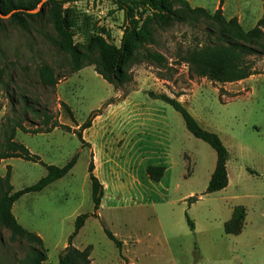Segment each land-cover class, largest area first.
<instances>
[{"label":"rangeland","instance_id":"1","mask_svg":"<svg viewBox=\"0 0 264 264\" xmlns=\"http://www.w3.org/2000/svg\"><path fill=\"white\" fill-rule=\"evenodd\" d=\"M188 1L193 8L213 14L222 0ZM223 4L226 19L237 18L245 31L263 16L261 0H223ZM65 7L76 20L75 43L86 45L90 37L102 35L120 46L125 17L112 0H77ZM2 20L0 70L5 80L13 81L11 91L17 97H28L50 115L48 124L43 116L30 113L28 121L22 116L24 126L44 131L58 122L71 130L56 128L41 134L18 130L15 141L39 156L43 164L19 158L0 161V177L6 178L10 166L16 192L38 183L47 174L45 165L63 167L77 156L65 177L41 192L24 195L13 206L19 224L43 239L48 256L45 264H59L76 218L95 213L88 172L92 153L96 177L106 190L97 216L90 217L76 244L93 247L90 258L94 264L127 260L134 264H264V56L249 57L260 74L245 82L219 85L197 77L180 60L187 49L210 43L206 28H217L215 23L201 20L167 28L153 23V41L144 46L164 55L167 63L153 64L139 50L127 67L134 80L124 92L129 95L144 86L138 70H149L154 75L153 87L144 89L172 98L188 96L187 110L203 128L218 134L228 149L230 183L222 191L207 194L216 153L187 130L180 113L152 99L145 90L125 102L128 95L123 98L95 71L96 54H89L82 64L85 67L73 72L70 58L53 44L51 25L35 23L23 30L11 24L9 17ZM44 64L59 78L54 88L41 84L39 69ZM155 77L170 84L158 83ZM196 84L203 87L193 90ZM0 105L2 141L8 119L14 116L4 92ZM100 109L101 115L84 131L83 144L78 136L80 126ZM152 166L165 168L159 182L148 175ZM3 190L11 191L5 181ZM190 198L198 200L190 204ZM237 206L247 211L243 230L239 235L226 234L225 223ZM106 230L122 242V249L108 238ZM28 250L26 240L12 241L10 231L0 227V264H20Z\"/></svg>","mask_w":264,"mask_h":264},{"label":"trees","instance_id":"2","mask_svg":"<svg viewBox=\"0 0 264 264\" xmlns=\"http://www.w3.org/2000/svg\"><path fill=\"white\" fill-rule=\"evenodd\" d=\"M0 0V13L9 16L11 24L28 30L35 23L51 25L54 31L52 38L54 46L63 54L70 58L73 72L82 70L83 61L90 54H96L94 66L95 71L105 81L111 84L117 92L126 97L128 93L123 88L133 82V76L127 69L137 57V52L143 51L144 58L157 65L167 63V58L159 52L145 48V44L153 41L151 24L155 23L160 28H167L174 23H200L201 20L213 22L216 27L207 26L206 30L210 43L187 49L180 57L190 71L199 78L208 79L219 84L238 83L248 78L260 74L249 57L264 56V0L263 16L256 26L245 31L237 18L226 19L222 9L223 0L219 8L211 14L206 9L197 7L192 8L186 0H112L119 11L125 17V28L121 38L120 46L110 44L102 35L90 37L86 45L75 43L73 29L76 25L73 11L65 5L77 0ZM177 5L175 8L174 5ZM0 17V26L2 25ZM41 84L45 87L54 88L59 81L48 65L44 64L39 69ZM11 81H6L3 71L0 70V94L5 93L14 116L8 119L7 130L2 133L0 141V161L19 158L26 161L40 162V157L32 154L23 144L16 142L18 130L24 133L41 134L49 133L56 128L70 131L71 128L53 123L44 131L37 128L31 131L23 124V118L28 121V114L43 116L45 123L48 124L50 115L48 111L37 108L26 96L21 98L11 91ZM149 97L161 100L170 105L174 110L181 114L187 130L197 139L202 140L212 147L216 153V167L211 175L206 190L207 194L216 193L226 189L229 185L228 161L229 151L215 132L203 128L200 123L191 115L187 108L169 95L148 93ZM20 100L23 104L20 105ZM110 101L107 105L112 103ZM106 105V106H107ZM39 106V105H38ZM69 111V108L65 106ZM2 107L0 105V111ZM102 109L92 112L89 119L80 126L78 136L81 142L86 143L82 133L92 126L93 120L101 115ZM73 119V114H71ZM77 156L63 167L45 165L47 174L35 185L14 192L11 185V167H7L6 178L0 177V227H4L11 233L12 241L17 238L26 240L29 243V250L26 256L20 260V264H45L48 260L43 240L35 233H32L20 225L13 214V206L16 201L26 194L41 192L54 182L65 177L75 166ZM94 155L91 154V162L88 172L92 184V199L94 203V214H82L76 218L75 230L69 236L68 246L59 256V264H93L90 258L92 246L80 250L73 246L74 238L84 227L86 220L92 216H97L102 199L104 197V186L94 174ZM149 177L159 182L165 173L163 166H152L148 170ZM3 181L7 183L10 192L3 190ZM197 198H190L189 203L197 201ZM246 208L237 206L234 208L229 221L225 223V233L239 235L244 227L246 219ZM191 231H194L193 221L186 216ZM106 234L117 247L122 249V242L119 241L110 231Z\"/></svg>","mask_w":264,"mask_h":264},{"label":"crops","instance_id":"3","mask_svg":"<svg viewBox=\"0 0 264 264\" xmlns=\"http://www.w3.org/2000/svg\"><path fill=\"white\" fill-rule=\"evenodd\" d=\"M186 1H188V0H186ZM188 3L190 4V1H188ZM190 6H191V4H190ZM220 6V5H219ZM192 7V6H191ZM193 8V7H192ZM219 8V7H218ZM222 9H223V12H226V7L224 6V4H222ZM217 10V9H216ZM215 10V11H216ZM224 16H225V14H224ZM138 72L139 73H141V75H140V77H139V80H140V82H143L144 83V86L142 85V86H139V90H132L130 93H129V95H128V97L125 99V102H128L129 100H132V98H133V95H135V94H137L138 92H142V90H145L146 92L148 91H150V90H146V89H144L145 88V86L146 85H149L150 87H153V73L152 72H150L149 70H147V69H145V68H140L139 70H138ZM155 79L158 81V83H160L161 82V84L162 83H164V82H166V81H164V80H161V79H159L158 77H155ZM207 80V79H206ZM245 81H247V80H244V81H241V82H245ZM212 82V81H211ZM240 82V83H241ZM166 83H168V84H170L169 82H166ZM151 84V85H150ZM216 84H219V83H216ZM229 84H233V83H229ZM219 85H221V84H219ZM174 86V85H173ZM200 87H203V85H199V84H196L195 85V87H194V89L193 90H195V89H197V88H200ZM216 88V87H215ZM173 89H175V86L173 87ZM193 90L191 91V92H193ZM216 91L217 92H219L220 93V90L217 88L216 89ZM174 97H176V96H174ZM187 98H188V96H186ZM178 98V101H180L183 105L185 104V103H187L186 102V100H187V98H184V96H182V97H177ZM131 116V115H130ZM79 127V126H78ZM84 134V132L82 133V135ZM168 151H169V155H170V158L172 159V154H173V148H172V142H171V139H169V143H168ZM184 155H186V153L184 154ZM96 159H97V157H96ZM8 160V159H7ZM7 160H2V161H7ZM216 160H217V158H216ZM94 166H95V163H94ZM215 167H216V164H215ZM215 167H214V170H215ZM214 170H213V172H214ZM96 172H97V167H95V169H94V174H95V176H96ZM166 172V171H165ZM213 172H212V174H213ZM211 174V175H212ZM211 178V177H210ZM210 180V179H209ZM230 183V182H229ZM103 186H104V188H105V185L103 184ZM105 190H106V188H105ZM17 219V218H16ZM91 218H89L87 221H86V223H85V225H84V227L80 230V232H79V234L74 238V240H73V246L74 247H76V248H78V249H80V250H84V249H86L88 246H79V245H77L76 244V239H78L80 236H81V234H82V232L84 231V229H85V227H86V224H87V222L90 220ZM17 221H18V219H17ZM19 223V222H18ZM29 231V230H28ZM31 232V231H30ZM33 233V232H32ZM39 236V235H38ZM40 237V236H39ZM41 238V237H40ZM42 239V238H41ZM43 240V239H42ZM44 242V241H43ZM66 246H67V244H65V246H64V248H63V250L66 248ZM91 246V245H90ZM92 249H93V247H92ZM92 252V251H91ZM92 260V259H91ZM92 263L94 264V262H93V260H92ZM121 264H134L132 261H130V260H127V262H122Z\"/></svg>","mask_w":264,"mask_h":264},{"label":"water","instance_id":"4","mask_svg":"<svg viewBox=\"0 0 264 264\" xmlns=\"http://www.w3.org/2000/svg\"><path fill=\"white\" fill-rule=\"evenodd\" d=\"M45 1H46V0H43V1L41 2L40 6H41ZM0 17H1V18H8L9 16H3V15L0 13Z\"/></svg>","mask_w":264,"mask_h":264}]
</instances>
